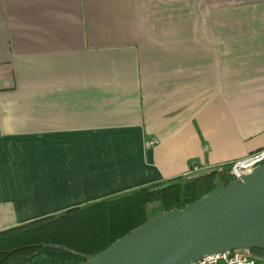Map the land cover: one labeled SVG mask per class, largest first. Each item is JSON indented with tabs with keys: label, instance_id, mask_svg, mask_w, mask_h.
<instances>
[{
	"label": "crops",
	"instance_id": "1",
	"mask_svg": "<svg viewBox=\"0 0 264 264\" xmlns=\"http://www.w3.org/2000/svg\"><path fill=\"white\" fill-rule=\"evenodd\" d=\"M262 147L264 0H0V230Z\"/></svg>",
	"mask_w": 264,
	"mask_h": 264
},
{
	"label": "trees",
	"instance_id": "2",
	"mask_svg": "<svg viewBox=\"0 0 264 264\" xmlns=\"http://www.w3.org/2000/svg\"><path fill=\"white\" fill-rule=\"evenodd\" d=\"M229 165L179 176L0 230V264H81L151 218L228 185ZM264 258V249H250Z\"/></svg>",
	"mask_w": 264,
	"mask_h": 264
},
{
	"label": "water",
	"instance_id": "3",
	"mask_svg": "<svg viewBox=\"0 0 264 264\" xmlns=\"http://www.w3.org/2000/svg\"><path fill=\"white\" fill-rule=\"evenodd\" d=\"M257 248L264 249V164L181 210L151 218L81 264H192Z\"/></svg>",
	"mask_w": 264,
	"mask_h": 264
},
{
	"label": "built area",
	"instance_id": "4",
	"mask_svg": "<svg viewBox=\"0 0 264 264\" xmlns=\"http://www.w3.org/2000/svg\"><path fill=\"white\" fill-rule=\"evenodd\" d=\"M157 143L156 139H151L148 140L147 146H153ZM262 164H264V147L249 153L243 158L232 161L229 166V174L233 180H236L251 173ZM192 170L195 172L198 169L193 167ZM192 264H264V258L250 252L233 250L206 255Z\"/></svg>",
	"mask_w": 264,
	"mask_h": 264
},
{
	"label": "rangeland",
	"instance_id": "5",
	"mask_svg": "<svg viewBox=\"0 0 264 264\" xmlns=\"http://www.w3.org/2000/svg\"><path fill=\"white\" fill-rule=\"evenodd\" d=\"M242 251H244L245 253H247V252H248L247 250H242Z\"/></svg>",
	"mask_w": 264,
	"mask_h": 264
}]
</instances>
